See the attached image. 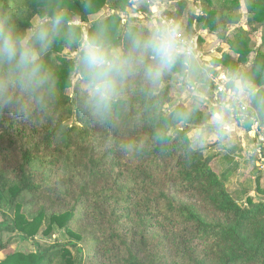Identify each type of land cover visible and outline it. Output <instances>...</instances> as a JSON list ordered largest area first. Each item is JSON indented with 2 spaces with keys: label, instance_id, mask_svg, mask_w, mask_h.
<instances>
[{
  "label": "trees",
  "instance_id": "obj_1",
  "mask_svg": "<svg viewBox=\"0 0 264 264\" xmlns=\"http://www.w3.org/2000/svg\"><path fill=\"white\" fill-rule=\"evenodd\" d=\"M163 1L173 3L164 14L179 24L187 0ZM199 2L200 15L188 14L186 30H206L236 58L224 53L211 61L212 68L235 75L252 53L255 27H261L252 65L240 79L250 86L249 106L264 132V0H244L247 30L237 26L239 0ZM135 5L132 0H0L20 32L58 7L70 17L69 38L61 36L42 56L52 77L46 107L27 118L0 109V201L7 205L0 210V264H264V199L230 193L231 170L221 171L219 155H207L189 137L195 128L215 131L208 107L196 99L166 110L175 85L192 89L204 80L195 64H178L154 88L140 74L129 77L103 121L83 107L82 42L102 33L126 50L129 33L148 31L133 20L123 23L115 13L92 19L105 8L122 13ZM75 20L90 24L85 34ZM188 77L193 78L189 87ZM217 100L235 121L253 118L223 95ZM251 158L259 161L258 147ZM42 167L48 168L46 175ZM258 193L264 196V190ZM54 229L64 230L67 241L34 252L10 251V238L3 239L8 233L31 240Z\"/></svg>",
  "mask_w": 264,
  "mask_h": 264
},
{
  "label": "clouds",
  "instance_id": "obj_2",
  "mask_svg": "<svg viewBox=\"0 0 264 264\" xmlns=\"http://www.w3.org/2000/svg\"><path fill=\"white\" fill-rule=\"evenodd\" d=\"M69 18L67 9L58 7L20 32L12 13L0 9V109L27 118L46 107L52 77L42 56L58 38H69ZM191 60L176 22H157L147 32L129 33L126 50L102 33L91 35L80 45L78 57L83 107L93 119L103 121L121 99L129 77L140 74L154 88L178 64L188 67Z\"/></svg>",
  "mask_w": 264,
  "mask_h": 264
},
{
  "label": "rangeland",
  "instance_id": "obj_3",
  "mask_svg": "<svg viewBox=\"0 0 264 264\" xmlns=\"http://www.w3.org/2000/svg\"><path fill=\"white\" fill-rule=\"evenodd\" d=\"M136 2V9L126 8L124 12H111L109 13L108 9H104V11L92 21H96L98 19H103L108 17L110 14H117L122 19L123 23L129 20H133L136 26L144 25L148 28V30L152 27L153 24L157 23V16L159 15V10L156 8L160 6V9H164L163 11L173 10V3L167 2L163 0H132ZM188 6L185 11V15L181 18L179 23L180 30L183 32L184 36L191 38H199L200 41L197 42V49L195 51L194 56L192 57L191 63L195 64L196 71L201 73V67H203L204 71L207 70L208 74L204 75V80L201 84L197 85L194 90L191 88H182L183 86L175 85L171 90L172 95V103L169 106H166V110L170 109L171 106L177 103H183L185 106H189L194 100L202 99L203 102L207 103L209 109L212 113H219V117L216 116L211 117L209 124L214 128L215 131L202 130V128H195L192 132H190L189 137L191 141L197 148L204 149L207 151V155H219V159L217 160V167L222 170L230 169L231 170V180L228 186V190L230 193L236 194L241 192H246L250 197L253 198L254 201L259 199H264V196L258 191L264 190V173L260 172L257 167V162L252 160L251 155L255 153L257 144V137L253 134L254 123L252 119H246L241 121H232L231 115L229 111L223 109L222 105L219 104V101L216 99L214 92L210 88V85H213L212 79L215 77L212 76V69L209 68L211 65V60H209V56L199 57V55H208L211 53L212 48H218L216 45L220 43L213 38L210 42L208 37L206 38L205 30L196 29L194 33H189L186 30L187 27V17L188 14L191 15H200L201 5L199 0H187ZM240 2V14L241 20L238 23V27H243L247 30L246 19L247 14L245 10L244 0H239ZM38 18H35L33 23L36 22ZM75 24L82 27L84 34L88 29L89 25L81 24L78 20L74 21ZM261 27L256 26L254 33L251 36V50L252 53L248 56V60L246 64L240 65L235 75H230L224 68H220L224 73L220 75L225 76L224 87L230 91L231 96H224L229 98L231 102L237 103L238 108L241 105L249 106V103L241 102L237 97L238 92L240 93V98L243 100L244 96L247 93V90L250 86H245L240 79L242 73L248 71L252 65L255 50L260 45L261 38ZM207 35H209L207 33ZM203 37V39H202ZM206 38V39H205ZM211 40V39H210ZM212 46V48H211ZM215 46V47H213ZM67 53V52H66ZM72 57H76V53L71 54ZM236 58L234 57V60ZM209 61V62H208ZM212 78V79H211ZM72 84L76 85L79 80L78 73H74L72 76ZM186 85L192 86L193 78L188 77L186 79ZM234 84H237L240 87L237 89V93L234 92L230 87ZM247 85V84H246ZM80 87H83L80 85ZM199 91L203 93L205 96L200 97ZM72 93V90L69 91ZM248 94V93H247ZM218 95V94H217ZM220 95V94H219ZM198 96V98H197ZM226 99V98H225ZM250 107V106H249ZM240 110V109H239ZM262 128V127H261ZM248 133V134H247ZM41 171L46 175L48 173V168L42 167ZM243 201V197H240ZM0 210H6L7 205L4 201H0ZM10 238L11 247L10 251L14 252H34L36 247H39L40 250L46 249L49 246L55 245L56 243L65 242L68 239L67 234L64 230L54 229L48 235H44L41 232L31 240H23L17 234H3V239L6 240ZM73 251V248H70ZM74 253V251H73ZM4 259V253H0V261Z\"/></svg>",
  "mask_w": 264,
  "mask_h": 264
},
{
  "label": "built area",
  "instance_id": "obj_4",
  "mask_svg": "<svg viewBox=\"0 0 264 264\" xmlns=\"http://www.w3.org/2000/svg\"><path fill=\"white\" fill-rule=\"evenodd\" d=\"M157 20L158 22H162V21L163 22H175L174 20L168 18L167 15L164 14V11H160L159 15L157 16ZM181 39L183 40L186 47L190 50L191 55L193 57L197 49V46H196L197 37L189 39L185 37L183 32L181 31ZM225 80L226 79L224 75H218L217 77L212 79V82H213V85H214V88L217 94H220L223 96H231L230 91L224 87V82H226ZM239 109L242 112L249 111L253 116V118L251 119L255 127L253 128L252 132L257 137L256 142H257V147L259 148V161L257 162L258 163L257 167L260 172L264 173V132H263V129L261 128L260 122L255 116L254 111L249 106L240 104Z\"/></svg>",
  "mask_w": 264,
  "mask_h": 264
},
{
  "label": "crops",
  "instance_id": "obj_5",
  "mask_svg": "<svg viewBox=\"0 0 264 264\" xmlns=\"http://www.w3.org/2000/svg\"><path fill=\"white\" fill-rule=\"evenodd\" d=\"M156 8H158V10H159V12L160 11H163L164 9H160V6L158 7H156ZM106 9V8H105ZM108 9V8H107ZM104 11V9L102 10V12ZM108 11H109V13H111L112 11H110L109 9H108ZM101 12V13H102ZM206 31V30H205ZM207 33L209 34V35H207ZM205 35H206V38L208 37V40L211 42L212 40H213V38L214 39H216V41H219L220 43H218L216 46L218 47V48H216L215 46H213V47H215V49L214 48H212V46H211V48L213 49V50H211V53L209 54L208 53V55H205V54H203V55H199V57H204V58H206V57H208L209 58V60H213V59H220L221 58V56L225 53V54H228L229 56H231L232 58H234L235 56L228 50V47L223 43V41L222 40H220V39H218L216 36H214V35H212V34H210L209 32H205ZM205 38V39H206ZM202 39H203V37H202ZM211 39V40H210ZM198 41H200V39L198 38L197 39V42ZM209 62V61H208ZM209 68H211L212 69V71H213V73H212V78L213 77H217L218 75H220V74H222V73H224L223 72V70L222 69H220L221 67H216V68H212V66L211 65H209ZM201 73H203L204 75H207L208 74V71L207 70H205L204 71V69H203V67H201ZM211 78V79H212ZM199 84H201V83H199ZM199 84H196V85H194L193 87H192V90H194L195 89V87H197V85H199ZM245 86H249V85H245ZM240 87V85L238 86L237 84H234V88L235 89H233V91L234 92H236L237 93V89ZM210 88L212 89V91L214 92V94H215V97H216V99L218 98V95H217V93H216V90H215V88H214V85H210ZM249 90H250V87H249V89L247 90V93H246V95H243L244 96V99L242 100L241 98H240V93L238 92L237 94H235V95H238L237 97L239 98V100L241 101V102H245V103H249V95H250V93H249ZM199 96L200 97H204L205 95L203 94V93H201L200 91H199ZM220 96V95H219ZM222 96V95H221ZM197 98H198V96H197ZM199 101H201L204 105H206V107H208V109H209V106L207 105V103H205V102H203V100L202 99H200ZM219 101V104H220V100H218ZM220 105H222V104H220ZM222 107H223V109H225V110H227V111H229V114L231 115V118H232V121L234 120L233 119V117H232V113H231V111H230V109L227 107V106H223L222 105ZM209 111L211 112V110L209 109ZM219 112V111H218ZM212 113L211 112V114H212V118H213V116H216L217 118L219 117L218 115H219V113ZM242 122V121H241ZM248 134V133H247ZM255 148H257V144L255 145Z\"/></svg>",
  "mask_w": 264,
  "mask_h": 264
}]
</instances>
